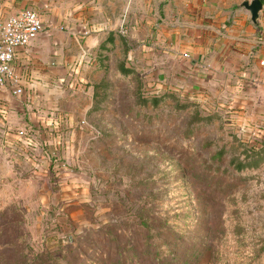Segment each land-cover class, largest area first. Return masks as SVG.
<instances>
[{"label": "rangeland", "instance_id": "1", "mask_svg": "<svg viewBox=\"0 0 264 264\" xmlns=\"http://www.w3.org/2000/svg\"><path fill=\"white\" fill-rule=\"evenodd\" d=\"M149 70L78 78L48 125L0 115V264H264V123Z\"/></svg>", "mask_w": 264, "mask_h": 264}, {"label": "crops", "instance_id": "2", "mask_svg": "<svg viewBox=\"0 0 264 264\" xmlns=\"http://www.w3.org/2000/svg\"><path fill=\"white\" fill-rule=\"evenodd\" d=\"M243 1L0 0V20L24 8L42 20L37 37L17 48V80L0 88L5 119L23 131L57 122L60 92L138 56L162 88L197 92L246 123H264V0L257 22Z\"/></svg>", "mask_w": 264, "mask_h": 264}, {"label": "built area", "instance_id": "3", "mask_svg": "<svg viewBox=\"0 0 264 264\" xmlns=\"http://www.w3.org/2000/svg\"><path fill=\"white\" fill-rule=\"evenodd\" d=\"M42 30L40 13L31 8L20 9L0 20V88L8 78L17 80L13 60L19 46L28 45ZM18 88L16 91H20ZM0 114L7 110L0 100Z\"/></svg>", "mask_w": 264, "mask_h": 264}, {"label": "water", "instance_id": "4", "mask_svg": "<svg viewBox=\"0 0 264 264\" xmlns=\"http://www.w3.org/2000/svg\"><path fill=\"white\" fill-rule=\"evenodd\" d=\"M243 5L251 12V18L257 22L260 14V10L263 8L262 0H244Z\"/></svg>", "mask_w": 264, "mask_h": 264}]
</instances>
